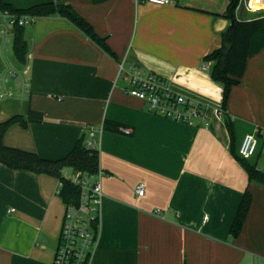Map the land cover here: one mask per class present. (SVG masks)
<instances>
[{"label":"crops","instance_id":"1","mask_svg":"<svg viewBox=\"0 0 264 264\" xmlns=\"http://www.w3.org/2000/svg\"><path fill=\"white\" fill-rule=\"evenodd\" d=\"M4 1L18 10L70 5L114 53L59 15L26 28L25 65L15 58L13 33L0 35V79L14 68L30 81L29 97L0 99V123L30 110L43 115L40 124L10 128L6 146L55 161L91 128L100 141L104 199L92 264H264V184L250 183L238 159L244 137L264 130V22L223 112L224 88L205 58L222 47L232 24L224 17L230 0L164 7L144 0ZM251 3L242 2V18L264 19V3ZM120 65L163 77L175 93L205 105L203 117L187 125L152 113L125 94ZM225 115L234 122L233 146ZM248 163L264 173V149ZM58 182L0 164V264H53L65 214ZM247 190L252 206L234 238Z\"/></svg>","mask_w":264,"mask_h":264},{"label":"built area","instance_id":"2","mask_svg":"<svg viewBox=\"0 0 264 264\" xmlns=\"http://www.w3.org/2000/svg\"><path fill=\"white\" fill-rule=\"evenodd\" d=\"M144 1L159 7L170 6L175 2V0ZM243 1L241 0V3ZM35 21L36 18L30 15L0 12V35L8 37L13 33L15 26L27 28ZM205 69L207 70L206 67ZM119 76L126 81L125 94L143 101L149 110L158 116L193 125L203 117L207 109L202 103L175 93L166 79L157 74L138 67L126 70L120 65ZM29 82V78L23 72L9 68L0 80V99L23 100L29 97ZM121 132L127 136L132 134L129 128H122ZM85 144L88 149L99 152L100 141L93 128L88 131ZM261 147L264 149V130L259 129L254 134L244 137L239 148V156L242 160L250 161ZM103 176L104 172L100 166L96 174L74 171L64 173V179L79 189V197L75 203H64L65 214L53 264H92L101 234ZM63 186V182L59 180L57 187L59 197ZM137 194L145 195L143 186L137 188Z\"/></svg>","mask_w":264,"mask_h":264},{"label":"trees","instance_id":"3","mask_svg":"<svg viewBox=\"0 0 264 264\" xmlns=\"http://www.w3.org/2000/svg\"><path fill=\"white\" fill-rule=\"evenodd\" d=\"M242 9L241 0H230L224 17L235 28L232 29L229 40L226 41L224 35L222 47L213 51L205 58L206 62L213 63L212 79L223 85V112H226L231 88L239 84V81L246 72L251 41L264 22V19L246 21L242 18V15L239 18V13H242ZM4 11H9L14 15H30L36 19L53 15L64 17L92 42L114 57V53L107 46L105 39L101 38L93 26L70 5L46 3L25 10H18L12 5L7 4L4 0H0V12ZM25 30V27L18 25L13 28V52L16 60L22 65H25L27 62L29 54L28 44L24 39ZM42 121L43 115L41 113L30 110L25 116L17 115L0 123V164L15 171H27L37 175H48L57 178L64 185L60 195L63 203H75L79 197V189L64 179V173L66 171H74L96 174L100 166L99 152L86 147L85 135L76 144L71 153L63 159L55 161L44 159L35 153L7 147L4 143L6 133L13 126L20 125L23 128H28L30 124H40ZM225 122L233 146L234 122L228 115H225ZM238 159L245 168L250 183L259 182L264 184V173L256 167L249 165V161L242 160L240 156H238ZM252 202L253 197L247 190L231 226L230 234L232 237L237 238L240 235L249 215Z\"/></svg>","mask_w":264,"mask_h":264},{"label":"water","instance_id":"4","mask_svg":"<svg viewBox=\"0 0 264 264\" xmlns=\"http://www.w3.org/2000/svg\"><path fill=\"white\" fill-rule=\"evenodd\" d=\"M239 18H241V14H240V13H239ZM233 28H235V26L232 24V25L228 28V30L226 31V33H225V40H226V41L229 40L230 35H231V31H232Z\"/></svg>","mask_w":264,"mask_h":264},{"label":"bare ground","instance_id":"5","mask_svg":"<svg viewBox=\"0 0 264 264\" xmlns=\"http://www.w3.org/2000/svg\"><path fill=\"white\" fill-rule=\"evenodd\" d=\"M259 3V4H258ZM264 3V1H261V0H252V7L253 8H259L260 5H262Z\"/></svg>","mask_w":264,"mask_h":264},{"label":"rangeland","instance_id":"6","mask_svg":"<svg viewBox=\"0 0 264 264\" xmlns=\"http://www.w3.org/2000/svg\"><path fill=\"white\" fill-rule=\"evenodd\" d=\"M12 48L10 47V51H9V54L8 55H10L11 57H12ZM1 80V79H0Z\"/></svg>","mask_w":264,"mask_h":264}]
</instances>
